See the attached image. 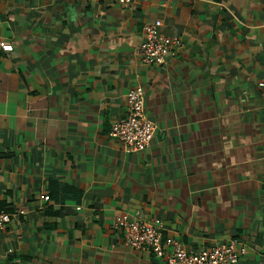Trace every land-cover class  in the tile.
Returning <instances> with one entry per match:
<instances>
[{"label":"crops","instance_id":"0c3cea01","mask_svg":"<svg viewBox=\"0 0 264 264\" xmlns=\"http://www.w3.org/2000/svg\"><path fill=\"white\" fill-rule=\"evenodd\" d=\"M158 19L182 43L148 64ZM262 83L264 0H0V264H166L115 229L124 213L264 264ZM134 86L145 150L111 133Z\"/></svg>","mask_w":264,"mask_h":264},{"label":"built area","instance_id":"2783aa9c","mask_svg":"<svg viewBox=\"0 0 264 264\" xmlns=\"http://www.w3.org/2000/svg\"><path fill=\"white\" fill-rule=\"evenodd\" d=\"M129 3L132 0H112ZM162 21H150L145 26V37L137 47V54L148 64L165 62L173 48L181 45L179 37H168L161 32ZM4 50H13L12 43L1 42ZM178 48V47H176ZM264 85V83H262ZM128 113L118 119L112 135L133 150H145L150 146L156 131L155 123L147 116L145 90L134 86L127 92ZM48 200L49 196H45ZM10 220V214L0 210V231ZM114 227L121 230L126 242L138 249L150 247L166 264H235L242 253L234 243L218 244L201 249H188L173 237H164V221L156 218L146 221L124 213L116 217Z\"/></svg>","mask_w":264,"mask_h":264}]
</instances>
